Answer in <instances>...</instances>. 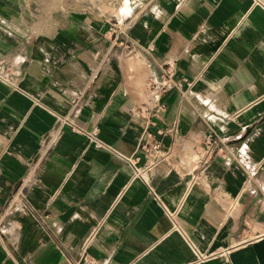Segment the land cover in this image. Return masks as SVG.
I'll list each match as a JSON object with an SVG mask.
<instances>
[{
  "label": "crops",
  "instance_id": "0c3cea01",
  "mask_svg": "<svg viewBox=\"0 0 264 264\" xmlns=\"http://www.w3.org/2000/svg\"><path fill=\"white\" fill-rule=\"evenodd\" d=\"M0 214V264H264V0H0Z\"/></svg>",
  "mask_w": 264,
  "mask_h": 264
},
{
  "label": "built area",
  "instance_id": "2783aa9c",
  "mask_svg": "<svg viewBox=\"0 0 264 264\" xmlns=\"http://www.w3.org/2000/svg\"><path fill=\"white\" fill-rule=\"evenodd\" d=\"M147 1H150V0H146V2ZM111 29L114 35L113 41L117 43L116 42L117 35L120 33H123L125 28L117 25L116 27H112ZM101 62L99 66L101 65ZM164 67H165L166 73L162 78L156 79L152 76H149L145 80L144 87L147 91L146 100L140 107H138V109L134 111V114L144 117L146 121L150 124H154L152 120L153 117L155 118L160 117L163 111L165 110V104L163 102V95L167 93L169 90L177 87V83L173 79V68H174L173 63L168 61L165 63ZM79 95L80 94H77L76 97L72 100L73 108L76 105L80 104ZM60 120H61L62 125L68 124L72 132L80 133V134L87 136L90 139L91 143H93L95 146L97 147L103 146V144L98 138V132L96 128H93L90 130L84 129L83 127L71 121L68 116H63L61 117ZM149 148L151 147L146 141L141 145V149H143L144 151H148ZM152 149L153 151H158L159 147L156 144V145H153ZM149 188L151 189V192H153V189L150 185H149ZM1 218H2V215L0 214V221H1ZM1 239H2V230L0 227V240Z\"/></svg>",
  "mask_w": 264,
  "mask_h": 264
}]
</instances>
